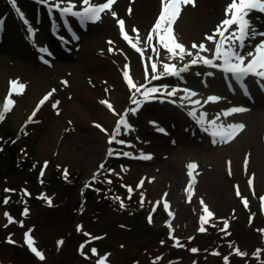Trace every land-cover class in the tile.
<instances>
[{"label": "rangeland", "instance_id": "obj_1", "mask_svg": "<svg viewBox=\"0 0 264 264\" xmlns=\"http://www.w3.org/2000/svg\"><path fill=\"white\" fill-rule=\"evenodd\" d=\"M73 2L78 6L75 10L83 7L82 0ZM229 3L230 0H194V4L181 5L169 31H163L162 22L160 35L166 38L162 42L156 33L148 40L161 11V0H115L110 10L103 11L86 28L80 30L75 25L70 43L74 51L65 53L53 33V26L58 24L52 21L53 16L61 15L57 9L41 11L42 21L36 19L38 0H15L22 19L10 0H0L3 31L0 112L5 125L14 133L19 131L24 143L33 147L32 157L44 164L37 184L20 189L7 187L6 181H0V242L11 240L17 246H0L6 262L97 264L103 259L104 264H261L264 261V207L260 200L264 196V90L257 86V80H249L259 106L247 104L244 112L226 114L240 102L225 87L228 74L221 69L198 62L183 72V79L160 75L165 63L179 69L198 59L197 52L199 57L211 58V51L191 47L193 43H203L214 50L215 43L206 39L209 35L227 45V26L220 28L223 35L216 30L226 18ZM118 20L124 21L123 33ZM258 21L264 24V18ZM260 24L254 26L264 32ZM133 28L137 31L133 32ZM124 33L128 40L124 39ZM260 39L250 45L255 46ZM173 43L183 44L185 52L193 55L179 49L169 52ZM254 46L247 52L254 51ZM153 63L157 64L155 75L160 77L155 80ZM124 71H128L137 86H145L135 96L139 106L132 103L135 89L129 88ZM11 81L18 84L14 86ZM151 87L160 91L146 98L143 92ZM184 88L197 95L183 99ZM172 89H176L175 95H167ZM48 93L51 96L41 104ZM208 96L220 99L206 102ZM6 99L13 103L5 112ZM103 100L111 102L117 113L126 112L128 127L122 126L111 143L109 139L119 116L100 103ZM192 100L200 103L193 104ZM131 108H136V112L127 111ZM213 120L217 125L244 127L231 140L221 141L211 134L215 129L208 121ZM97 124L107 131H101ZM121 140L125 143H120ZM113 145L118 157L108 177L102 175L97 179L120 181L130 193L137 194L140 206L149 200L146 218L125 215L115 209H99L93 203L82 206L80 217L76 211L79 187L49 180L57 164L66 171L81 172L82 180L87 182L99 172ZM124 152L131 155L125 156ZM142 155L151 158H141ZM190 163L197 167L189 170ZM13 177L12 183L22 176ZM253 185L255 193L251 190ZM5 189L10 191L4 196ZM246 198L247 206L243 203ZM204 205L214 214L212 217L203 211ZM159 207L161 212L156 211ZM236 217L241 220L240 226L233 225ZM201 227L204 232L199 231ZM33 247L43 259L36 256ZM192 248L198 251L193 253ZM258 249L259 258L253 255ZM237 250L246 255H239ZM105 254L109 257L105 258Z\"/></svg>", "mask_w": 264, "mask_h": 264}, {"label": "snow or ice", "instance_id": "obj_2", "mask_svg": "<svg viewBox=\"0 0 264 264\" xmlns=\"http://www.w3.org/2000/svg\"><path fill=\"white\" fill-rule=\"evenodd\" d=\"M12 6L16 8L15 0H10ZM39 3L46 4L49 7V10L51 11L52 8L57 9L61 15L67 14L72 17H78L82 23L88 22V21H96L99 19V14L105 10H110V6L115 3V0H106L104 3H94L92 0H82V5L83 7L80 8V10H75L77 9V5L73 2V0H67V3H65V0H60L59 3L56 2V0H38ZM62 4L64 6H62ZM187 4H194V0H161V11L159 13V17L157 18L153 29L151 32L148 34V40H151L153 38V33H156L157 35H160V32L162 30V22H164V28L163 31H169L171 28V24L173 20L177 17V15L180 12V6L181 5H187ZM16 11L21 15V18L23 19V14L20 13V10L16 8ZM253 12H259L261 14H264V0H230V3L226 6L225 10V15L226 18L222 21L221 25L217 27V33L220 35H223L222 32H220V28L223 26H227L226 30H229V35L226 37L227 45L224 46L223 42H217L215 35H209L206 37V39L213 41L215 43V48L214 50H209L206 48L205 44L200 43H193L192 44V49H201L206 52L211 51L212 56L211 58L209 57H199V53H196V56L198 59H192L189 63H186L183 67L176 69V65L170 64V63H165L163 65V72L160 74L161 76L164 75H174V76H180L181 73L188 71L190 65H195L198 62H202L205 65H210L215 68H219L222 71L226 73H230L233 77L236 78L237 81L242 82L243 78L246 77L249 74L255 75L260 77L261 79H264V32H257L255 28L252 25V22L250 20V15ZM113 16L116 15L115 12L112 13ZM230 15L231 18H227ZM27 23V21H25ZM118 24L120 25L122 33L124 32V21L123 20H118ZM234 26V30L233 29ZM31 31V29H30ZM133 32H136V29H132ZM256 36L262 37L260 39L259 43H257L254 46V51H249L247 54H243L240 49L244 47L245 41L248 40L249 38H255ZM124 39L128 40L129 37L127 33H124ZM165 36L160 35V40L162 42L165 41ZM169 40H171V37H168ZM111 43V42H110ZM135 47V45H133ZM165 47H168V44L165 43ZM223 47V50H222ZM175 49H179L181 53H184L188 56L193 55L192 52H185V46L180 43H173L170 48H168L169 52H174ZM111 50V49H110ZM137 51H141V49L137 48ZM155 51V49H153ZM42 51H46L42 49ZM256 53H261L259 59H256ZM248 57H251V59H247ZM182 59L183 56H180ZM247 59V62H245ZM219 61V63H217ZM259 64L260 70L253 71L254 68H256V65ZM127 68V65L125 66ZM151 71L154 73L152 76V79H159L160 77L155 75L157 72V64L153 63L151 65ZM124 78L128 83V86L130 89H135V92L132 93V103L136 104L139 106L140 101H137L135 99L136 93H139L142 88H145L143 84L137 86L129 76L128 71L123 72ZM211 75V73H209ZM146 78H147V71H146ZM12 85H17V81H11L10 82ZM66 83V82H65ZM20 87H23V85H19ZM162 87H167V86H162ZM55 91V90H53ZM107 91V89H106ZM160 91V89L156 87H151L145 89L143 92V95L147 98L153 93H157ZM183 92L186 93V96L183 97V99H189L191 97H194L197 95L194 91L188 88H184ZM176 93V89H172L171 91L167 92V95L173 96ZM52 93H48L41 101L40 103L43 104L44 101H46L49 96H51ZM220 97L217 96H208L207 101H217L219 100ZM13 101L11 99H6L4 102V111H8V106L12 104ZM100 103L105 104L110 110L113 111L115 115L119 116V119L116 121V126L113 129V132L110 136L109 143H111L115 137L116 134L120 131L121 127H128L127 121H126V112L125 114H120L115 111L114 106L109 102L108 100H103L100 101ZM193 104H198L200 103L199 100H192ZM136 108H131L128 109L127 111H131L133 113L136 112ZM246 109L244 108H231L227 111L226 114L230 113H240L244 112ZM35 113H33L34 115ZM0 119H3V112H0ZM31 119V118H30ZM210 125L215 129L212 131V135L214 137L218 136L221 141H228L231 140L236 131L239 129H243L244 125L243 124H228V125H217L216 122L213 121H208ZM97 128H100L101 131L106 132V129H103V127L99 124L95 125ZM207 130V129H206ZM159 131H164L163 129H159ZM120 143H125L123 140L119 141ZM215 142V141H214ZM111 154V152L109 153ZM125 156L131 155V153L124 152L122 153ZM141 158H151L150 156H143ZM245 167L247 166V158L244 161ZM103 167V165H101ZM189 170L194 169L197 167L195 163H190L188 166ZM231 174V172H230ZM189 175H191V171L189 172ZM249 185L252 184V180L249 179L248 181ZM5 191H10L8 189H5ZM237 195H240L239 192V186H237ZM262 207H264V196L260 197ZM6 202V201H5ZM245 206H247V200L245 199L243 201ZM201 204L203 205V201L201 200ZM123 203H121V207H123ZM165 208L168 207L167 204L164 205ZM203 211L207 213L208 217H212L214 214L208 210L207 205H204ZM171 215V213H169ZM6 216H8V213H5ZM204 216H201V221H204ZM9 222L11 221V218H9ZM151 222V220L149 221ZM228 227L227 221H225V229ZM223 230V229H222ZM199 231L204 232L205 229L201 227ZM9 242H12L9 240ZM29 244L31 245V241H28ZM161 243H164L161 241ZM31 250L36 254L37 257L43 259L42 254L37 251L36 248H31ZM190 251L193 253L197 252L198 249L192 248ZM93 254L96 253V249H92ZM260 250L258 249L256 253H253L254 256L259 258ZM237 253L241 256L246 255V253L240 252L237 250ZM225 261H227V257L224 258ZM97 264H104V260L100 259L98 260ZM261 264H264V261L261 262Z\"/></svg>", "mask_w": 264, "mask_h": 264}, {"label": "trees", "instance_id": "obj_3", "mask_svg": "<svg viewBox=\"0 0 264 264\" xmlns=\"http://www.w3.org/2000/svg\"><path fill=\"white\" fill-rule=\"evenodd\" d=\"M30 149H33V147H30ZM24 152L25 148L15 140L14 132L9 127L6 128L0 140V180L18 173L28 174L30 176L28 179H35L32 176H34V172L38 170L40 164L32 158L30 153L25 154ZM111 162L110 159L104 171L109 168ZM80 177V172L68 174L54 165L51 179L65 185H80ZM81 192L86 203H93L99 209L102 207L103 210H119L121 208L124 211L133 212L132 215L138 214L136 215L137 218L144 216L145 208L149 207L148 200L140 207L137 194L135 192L130 193L128 188L124 187L121 182L89 181L87 185L81 186ZM120 200H122L123 207H121ZM234 224L240 226L241 220L236 219Z\"/></svg>", "mask_w": 264, "mask_h": 264}]
</instances>
